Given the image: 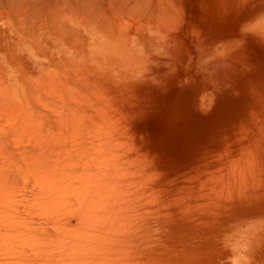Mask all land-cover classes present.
<instances>
[{"label": "bare ground", "instance_id": "1", "mask_svg": "<svg viewBox=\"0 0 264 264\" xmlns=\"http://www.w3.org/2000/svg\"><path fill=\"white\" fill-rule=\"evenodd\" d=\"M75 1L71 16H78L77 20L62 16V11L58 14L56 38L62 43L58 45L57 56L48 44V40H54L52 32L42 23H37L35 28V20L30 19L34 9L32 0H0V5L9 4L3 29L9 31V37L12 36L5 50V45L2 46L7 57L0 52V112L14 117L13 123L8 120L9 125L5 127L7 132L10 130L6 139L9 143L4 141L7 154L0 156V264L229 263L233 254L227 244V234L232 231L241 209L264 193V174L251 170L252 166L259 164L254 155L256 151L251 153L246 164L241 161V155L233 158L228 154L225 161L222 152L212 158L204 154L193 159L189 156L190 159L175 163L179 158L172 161V157H176L178 149H174L176 152L172 151L173 154L171 152L173 156L170 153L164 156L162 153H167L168 145L165 144L167 148L160 153V147L154 146L153 139L154 143L150 145L155 147V151L149 148L144 141L145 135L139 134L133 123H128L127 116L118 107H112L111 100L108 103L103 100L102 105L105 106L100 107L98 100L96 105V100L80 97L82 94L77 90L83 87L92 98L101 94L95 92L92 95L94 93L87 90L85 75L93 72L98 77V73L103 72L105 79H127L134 72L136 74L146 68L147 56L136 53L133 47L129 48L135 34L130 32L131 29L127 31L131 26L128 22L121 25L122 30H119L118 22L112 27L115 32L110 35L105 23L89 12L99 0L92 4L88 0ZM113 1L118 3L120 23L126 21L124 16L138 19V14H146H133L137 13L140 0ZM172 1L165 0L164 3L157 0V21L161 22L162 32L167 25L164 16H174L177 12L178 7H174ZM195 1L197 3L198 0ZM245 1L237 2L242 4ZM252 1L246 6L247 13L244 6L242 10V5L236 3L237 8L228 3L232 8L242 10L239 16L234 13L237 18L245 13L242 14L243 20L247 17L248 21L246 26L243 25L245 32L257 33L263 40L264 5L259 4L255 10L251 7L248 11ZM207 7L206 4L201 5L205 14ZM251 9L253 12L250 14ZM182 13L183 16L185 13ZM151 22L152 18L148 17L145 27H150ZM74 30L82 36L83 43L75 38ZM86 34L106 38L105 52L111 56L102 52L99 41L96 42L98 39L93 37L94 40L90 38L89 41ZM148 37L144 39L148 40ZM207 40L204 38L203 42L193 46L189 62L194 70L220 79L227 66L228 70L237 63L233 59L235 62L232 60L234 63L230 65L232 61L226 60L223 51L232 48L233 40L242 38L233 39L231 43V40L215 42L213 47H209ZM160 44L154 41L150 47ZM222 46L227 48L218 51ZM229 50L227 53L233 52ZM62 52L69 56L64 58L67 62L62 61ZM132 84L129 82L127 87ZM210 92L204 91L202 97L207 100L204 103H211ZM59 93L68 95L67 106L70 107H66L65 113L62 111L63 98L55 99L59 98ZM92 111L101 112L97 117L100 122L82 123L84 117L86 121L92 118ZM94 117L92 120L96 119ZM149 137L151 139V135ZM162 143L164 145L165 142ZM254 202L249 206L251 209L256 205Z\"/></svg>", "mask_w": 264, "mask_h": 264}, {"label": "rangeland", "instance_id": "2", "mask_svg": "<svg viewBox=\"0 0 264 264\" xmlns=\"http://www.w3.org/2000/svg\"><path fill=\"white\" fill-rule=\"evenodd\" d=\"M58 1L60 3L59 5H57ZM73 1L76 2L75 0ZM73 1L72 0H32L34 9L32 11V15L30 14L31 15L30 19L35 20L34 22L35 28L37 23H42L44 27L45 26L48 27L47 29L50 31V33L52 32V36L54 40H50V41L48 40V44L49 46H51L50 50H52L57 56L59 52L58 45L62 43V42L59 43L58 41L61 40H58L56 38V33L58 32V30H56V22L60 20L58 14L60 13V11H62V16H66V17L67 15L71 16L74 10ZM93 1L95 0H88L87 2L91 3ZM99 1L94 3V6L89 9L90 10L89 12H92L97 20H100L101 22L105 23L107 29L110 31L109 33L110 35H112V32H115L113 28L118 24V22H119V30H122L121 25H124L128 22L129 25L131 26L127 31H130L131 29L130 32L135 34L134 37L132 38V42L130 40L131 45L129 46V48L131 49V47H133L136 53H140V55L144 54V56H147L146 57L147 63L145 62V67H146L145 69L138 71L136 74L134 72L131 77L122 80H120L119 78H115V80L110 78L105 79V75H104L105 73L103 72H99L98 77H96V73L93 72L89 75L88 74L85 75L84 77H85L86 85H88L89 87L87 88V90L93 92L94 94L92 95H95L96 94L95 92L101 93L98 94L103 99H101L99 96L96 95L93 96L92 98L91 94H88L86 92V89H83L84 87L81 88L80 90H77V93L82 94V96L80 97L91 101L96 100V105L98 100V106L100 107L105 106V104L102 105V103H104L103 100H106V103H108V101L111 100L112 107L115 108L118 107L117 109L120 110L121 113L127 116L128 123H133L134 126L136 127L135 130H137L139 134L145 135L144 138H146V140L144 139V141H146L145 144L147 146L149 145L148 146L149 148L151 147L154 150V148L158 146L160 148L159 150L156 148V150L162 153V151H164L167 147L170 148L171 146H174L171 147V149L167 148L166 149L167 153L165 151H164L165 153L164 152L162 153V155L164 156L166 154L170 155L172 151L175 153L176 150L178 149L177 153H175L177 158L172 155L173 152L170 155L174 157V158L172 157V161L173 160L175 161V159L177 160L178 158L180 159V157L183 155H187V157L183 156V158L181 157V159L180 160L178 159L177 161H175V163H179V161L181 162L186 158L193 159L198 155L201 156L203 154L208 158H212L216 155H219L222 152L223 153L222 155H224V159L227 156H229L228 154H231L230 156H233V158L236 155L238 156L241 155V161L246 164L247 162L245 161H249L248 158L251 157V153L255 150L256 153L254 155L257 157L256 159L257 161H259V164L257 163V167L250 166L251 170L253 171L259 170L258 172L264 174V169H263L264 168V123H263L264 122V114H263L264 113V41H263L264 39L263 40L260 39V36H257V33L254 34V33L245 32V30L243 29V25L246 26V22L248 21H247V17L244 20L242 17V14L247 13L245 12L247 10L246 6H248L249 2H251L252 0L250 1L248 0V2L242 0L245 1L242 2V4L241 2L240 3L237 2L238 0L236 1L226 0L227 2L225 0H198L199 2L197 1V3L195 0H191V1L171 0L172 3L174 2V7H176L175 5H177L178 7L176 12L177 16L176 15L164 16L166 17L165 24H167L165 25L166 29L164 32H162L161 22L159 23L157 21V17H158L157 0L138 1L137 13H133V14H138V12L146 13V14L144 16L138 14V19L137 17H131L128 19V17L124 16L126 21L122 23H120L121 18H119L120 10L118 8V3L116 4V2L113 0H106V2L103 0H99ZM223 1L225 4H223ZM163 2L165 3V0H163ZM228 2L229 3L231 2L233 4V5L231 4L232 6H234L236 3H238L236 5L239 4L242 5L239 6L242 10L245 7L244 9L245 13L243 12L241 14V17L237 18L236 17L237 14L241 13L242 10H237L234 7L232 8V6ZM64 3H67L68 5L66 4L64 7H62ZM69 3L71 4L69 5ZM243 3H246L247 5L246 4L243 5ZM200 4L201 5L206 4L208 6L207 14L202 12ZM250 4L251 6H249L248 11L250 10L251 7L253 8V10H255L259 4L264 5V0H253L252 3ZM252 4L254 5L252 6ZM183 5L185 6L187 5V6L185 7ZM223 5L225 6V8ZM182 8H183V13H182ZM190 9H192L193 12ZM223 9H225L226 11H224ZM150 10H152L153 12L152 14L150 13ZM180 10L182 14L185 13L183 16L181 15V13H179ZM253 10L250 12V14L253 12ZM188 11L191 13L189 16H188L189 14ZM8 13H9V4H5V6L0 5V33H1L0 52H2L6 57L7 55L5 54V52L2 51L3 50L2 46L5 45L4 47L5 50L7 47V43L10 42V39L12 38V36H10L11 38L8 36L9 31L6 32V30L3 29V25H5L6 23L4 19L7 17ZM202 14L205 15L203 16ZM77 17L78 16H71L70 18L71 20L73 19L77 20L78 19ZM148 17L152 18V22H151L152 25L150 24V27H152V29L150 27H148L149 28L148 29L144 25ZM171 21H173V23ZM203 21L205 22L204 26H203ZM233 22H234V26H232ZM228 23H230L231 25H229ZM153 24H156V26H154ZM157 24L160 25L158 26ZM75 26L76 25H73V27ZM231 26L234 28L232 29ZM50 33L48 32V35H50ZM198 33H200L201 35L200 34L198 35ZM194 35L195 36L197 35V37H195ZM75 36H76L75 38H78L80 42L83 43L82 36L77 35L76 33ZM86 37L89 41L90 38L94 40L93 37L98 39L96 40V42L99 41L98 44L100 48H103L102 52H104L107 56L109 55L111 56L110 53L105 52V46H107L105 45V42L107 41L106 38L93 34L92 35L86 34ZM147 37L148 40L144 39ZM204 38L208 39L207 44L209 43L208 44L209 47H213L215 42L216 44H218L219 41L222 43L225 42V40H229V41L231 40L230 41L231 43L233 39L242 38V40H233V42L231 43L232 48L231 47L227 48L223 46L219 47L220 49L218 48V51H223V49L227 48L223 51L226 54L225 57L227 56L226 60H228V58L230 61L234 59L235 61L237 60L238 63V65L237 63L235 64L234 63L235 61L233 60L234 62L232 61L230 63V65L234 63L231 66V69L233 70L229 72L231 69L229 67L227 70L228 67L227 66L225 72L221 74L222 76L220 79L218 77L216 79L210 73L207 72L203 73L194 70L193 65L191 64V62H189V57H191L190 55L193 52V48H194L193 46H195V44L197 45V43L199 44V42L200 43L203 42ZM139 39H142L143 41L142 40L139 41ZM154 41H156L157 43L160 42L161 44L154 45L151 48L150 44ZM112 43L116 45V41H113ZM232 44L233 45L236 44V45L233 46ZM114 45L112 46L115 50L116 48ZM228 49H230L229 51H233L235 53L233 52L227 53ZM35 50L36 49H34L33 52ZM118 50L119 52H122L121 49L118 48ZM240 53L243 54L241 55ZM234 54H236L238 57ZM244 54L247 56H244ZM233 56L236 57L234 58ZM67 57L69 56H67L65 53L62 52L63 62H67L64 59ZM144 58L145 57H143L142 60ZM34 59L40 60L39 57H34ZM243 59H245L244 62H242ZM238 60L239 61L242 60V61L238 62ZM182 63H184V65ZM188 63H190V65ZM239 65H242V67ZM242 68L244 70H242ZM241 71L244 72L245 74L242 73ZM107 75L110 76V74ZM129 82H133L132 84L133 86L131 85L130 87H127ZM89 83H91L90 84L91 86H89ZM248 83H250V85H248ZM140 86L141 89L139 88ZM3 89L4 88L2 87L1 91ZM206 89L208 92L211 91L210 94L209 93L206 94V95L209 94V96L212 95L211 97L212 100L210 104L206 103L207 102L206 99H205L206 102L204 103L205 100H203L204 98L202 97L207 92ZM206 95L204 96L205 98ZM57 96L59 98H55V99L63 98L62 111H64L63 113H65L66 107H70L67 106L68 95L62 96V93L61 94L59 93ZM202 102L205 105L204 104L202 105ZM89 105H91V103ZM92 105H94L93 102ZM206 105H208V107ZM130 106L131 108H129ZM134 106L136 107V109L134 108ZM9 107L11 106L9 105ZM133 109L134 111H132ZM92 112L90 113V115H92L91 117L93 118V116H96L94 117L96 119L92 120V118H90L86 121L84 117L85 121L82 120V123L84 122L90 123L91 121L93 123L95 122L98 123L97 120L99 119L97 117L101 112H97V111H92ZM8 120L11 121L9 123H13L14 117L12 118V116H8L6 114H3V112H0V121L2 122V123L0 122V128H2L0 129V135L2 134V136H0V142L2 141L0 143L1 157L3 153L7 154L6 143H9V141H7L6 139L10 135V134L7 135L8 133H10L9 132L10 130L8 128L7 130L9 131L7 132L5 130L6 129L5 127L9 125V123L7 122ZM258 123H260L261 125ZM228 126L230 127L232 126L231 131L229 129L230 127ZM235 128L237 129L235 130ZM147 132L148 134H146ZM4 134L7 135V137ZM149 135H151V139ZM222 136L224 138H222ZM215 137H218L216 139L219 140L213 139ZM152 139L155 141V145H154L155 147L152 146L154 143ZM156 140H158L159 142H157ZM161 140L165 142L164 145L162 143L163 141ZM4 141L7 142L5 143ZM150 143L152 145H150ZM158 143H160L161 146H159ZM169 143L171 145H169ZM165 144L168 146L165 147L166 146ZM219 144H221L220 145L221 147L219 146ZM212 146L213 148H211ZM247 147H249L248 150ZM220 148L223 149L220 150ZM168 149L170 151H168ZM174 149L176 150L174 151ZM181 149L184 151H181ZM187 149H189L190 151ZM205 149H209V150L213 149V150L209 151ZM194 150L195 152H192ZM179 151H181V153L182 152L185 153L186 151L187 154L184 153L181 154L179 153ZM178 153L180 154V157ZM189 156L191 157L189 158ZM225 161H227V158L225 159ZM262 177L264 181V175ZM263 196L264 193L262 194V196H257V199L259 198L261 200L255 199L254 200L255 202L253 201L254 204L258 205L259 207L258 206L256 207V205H254V207H252L251 209L250 207L251 204L253 203L251 202L248 206H245L241 209V212L239 213L238 217L235 219L236 222L232 228V231L227 234V244L233 254L229 259V263L227 264H264V197ZM260 202L261 204L263 203L262 206ZM257 203H259L260 205Z\"/></svg>", "mask_w": 264, "mask_h": 264}]
</instances>
